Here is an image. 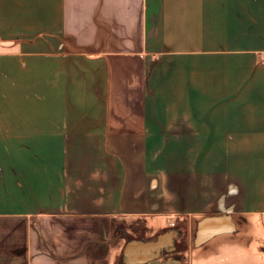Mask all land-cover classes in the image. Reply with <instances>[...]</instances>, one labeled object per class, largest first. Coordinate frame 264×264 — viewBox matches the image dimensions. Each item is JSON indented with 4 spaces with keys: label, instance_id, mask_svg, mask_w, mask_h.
<instances>
[{
    "label": "crops",
    "instance_id": "crops-1",
    "mask_svg": "<svg viewBox=\"0 0 264 264\" xmlns=\"http://www.w3.org/2000/svg\"><path fill=\"white\" fill-rule=\"evenodd\" d=\"M255 226L254 260L209 262ZM172 227L167 264H264V0H0V264Z\"/></svg>",
    "mask_w": 264,
    "mask_h": 264
},
{
    "label": "rangeland",
    "instance_id": "rangeland-1",
    "mask_svg": "<svg viewBox=\"0 0 264 264\" xmlns=\"http://www.w3.org/2000/svg\"><path fill=\"white\" fill-rule=\"evenodd\" d=\"M257 227L256 226L255 228L252 227L253 229H250L248 232H246V229L243 231L238 230V232L235 234L222 235L218 237V239H216L214 243H211L212 245L211 251L207 252L208 254L211 255L210 256L211 259L209 260V262L214 263L220 260L223 263H226V262L234 263V262H239L241 260L242 261L254 260V255H251L249 251L253 250L254 248L256 231L259 230V228ZM251 236H253L254 239L250 242V246L248 247V249H246L245 247V244L247 242L246 240L249 239ZM185 252L186 250H183L182 252H179V253H172V256L175 259L185 258ZM169 256L162 257L161 260L162 262H164L163 264H167L165 262H167V259L169 258ZM115 264H123L121 261V253L118 254ZM159 264H162V263H159Z\"/></svg>",
    "mask_w": 264,
    "mask_h": 264
},
{
    "label": "water",
    "instance_id": "water-1",
    "mask_svg": "<svg viewBox=\"0 0 264 264\" xmlns=\"http://www.w3.org/2000/svg\"><path fill=\"white\" fill-rule=\"evenodd\" d=\"M203 222H204V220H200L198 222L199 231H200V228L203 225ZM176 235L173 234L172 231H170L168 233H164V234H161V235L157 236L156 240H153V241L129 240L127 242L124 250H123V255L126 258H128L130 256V254L132 252V249H134V250L137 249L136 246L137 247H141L143 253L139 254V258L137 260H135L134 262L127 261V264H133V263L134 264L135 263L136 264H140V263H144L146 261H149V260H152V259L158 257V255L160 253H162L161 250L157 249L158 246L161 247L165 240H167V242H169L170 244L174 243ZM201 238H202L201 235H199L198 236V240L201 239ZM153 250H155V251H153Z\"/></svg>",
    "mask_w": 264,
    "mask_h": 264
},
{
    "label": "flooded vegetation",
    "instance_id": "flooded-vegetation-1",
    "mask_svg": "<svg viewBox=\"0 0 264 264\" xmlns=\"http://www.w3.org/2000/svg\"><path fill=\"white\" fill-rule=\"evenodd\" d=\"M172 231L173 234H177L176 237H175V241L174 243L170 244L169 242H167V240H165L162 244V246H158L157 249L161 250L162 253H160L158 255V257H161V256H168L169 254H172V253H179V252H182L183 250H186L187 248V245L185 243V235L184 233H182L181 230H179L178 228L176 227H172V228H169V229H166V230H163L161 233H158L154 236V238H151L150 240L148 239H143L142 237H139V239L141 240H144V241H153V240H156L157 236L161 235V234H164V233H168ZM129 238V237H128ZM129 240L131 239H127L126 242H128ZM172 248V249H171ZM155 251V250H153ZM152 251V252H153ZM139 258V256H134V254L131 252L130 256L128 258H126L124 255H123V250H122V253H121V261L123 264H127V261L129 262H134L135 260H137ZM145 263V262H144ZM134 264V263H133ZM136 264V263H135Z\"/></svg>",
    "mask_w": 264,
    "mask_h": 264
}]
</instances>
